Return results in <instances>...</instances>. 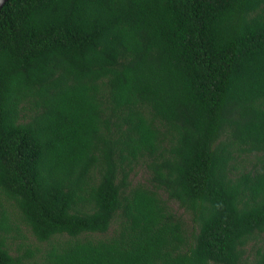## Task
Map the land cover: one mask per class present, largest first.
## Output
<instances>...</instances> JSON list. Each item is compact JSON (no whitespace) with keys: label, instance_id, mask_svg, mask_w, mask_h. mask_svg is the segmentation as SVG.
<instances>
[{"label":"trees","instance_id":"obj_1","mask_svg":"<svg viewBox=\"0 0 264 264\" xmlns=\"http://www.w3.org/2000/svg\"><path fill=\"white\" fill-rule=\"evenodd\" d=\"M2 199L45 264H264V0H7Z\"/></svg>","mask_w":264,"mask_h":264},{"label":"rangeland","instance_id":"obj_2","mask_svg":"<svg viewBox=\"0 0 264 264\" xmlns=\"http://www.w3.org/2000/svg\"><path fill=\"white\" fill-rule=\"evenodd\" d=\"M256 159H248L245 163L246 166H252L256 163ZM147 177L146 171L139 167L130 177L132 185L137 183H144ZM173 212L179 217H181L187 228L190 229L189 217L188 215L178 207L177 203H168ZM5 213L6 222L9 226V230L5 233L6 245L9 253L14 257L19 259L18 264H45L48 254L53 248L62 245L69 239L66 236L55 237L48 242H39L32 235L30 230L21 221L18 212L12 203L2 199L0 201V219ZM116 225H113L108 236L115 231Z\"/></svg>","mask_w":264,"mask_h":264},{"label":"water","instance_id":"obj_3","mask_svg":"<svg viewBox=\"0 0 264 264\" xmlns=\"http://www.w3.org/2000/svg\"><path fill=\"white\" fill-rule=\"evenodd\" d=\"M7 0H0V10Z\"/></svg>","mask_w":264,"mask_h":264}]
</instances>
